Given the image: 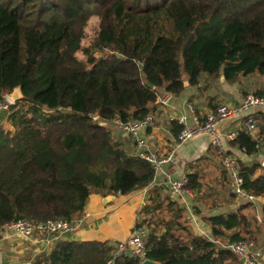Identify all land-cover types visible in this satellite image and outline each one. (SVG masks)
<instances>
[{"label": "trees", "instance_id": "trees-1", "mask_svg": "<svg viewBox=\"0 0 264 264\" xmlns=\"http://www.w3.org/2000/svg\"><path fill=\"white\" fill-rule=\"evenodd\" d=\"M202 74L227 83L264 76V0H0V102L21 93L7 112L10 128H0V230L19 220L74 223L91 195L152 185L153 167L126 152L112 123L154 115L161 93L180 97ZM254 119L256 140L240 132L229 142L249 157L264 154V113ZM172 126L178 137L183 128ZM239 168L244 190L264 199V167ZM186 178L192 191L204 185L199 171ZM165 189L155 185L138 214L134 230L150 229L145 259L243 264L225 247L257 243L261 226L244 213L250 203L209 217L210 241ZM116 245L59 241L29 264H107Z\"/></svg>", "mask_w": 264, "mask_h": 264}, {"label": "crops", "instance_id": "crops-1", "mask_svg": "<svg viewBox=\"0 0 264 264\" xmlns=\"http://www.w3.org/2000/svg\"><path fill=\"white\" fill-rule=\"evenodd\" d=\"M221 77L219 76L215 79L202 74L199 84L196 86H190L186 81L185 91L180 97H172L169 107H161L157 103V108L154 112L156 122L154 127L148 132L149 147L162 157H172V160L164 166L163 174L159 175L152 185L126 196H113L114 199L106 204L104 199L111 195L105 197L97 194L91 195L85 207L84 215L80 218L83 223L73 233L53 239L50 244L49 240L40 235L26 240L3 228L0 230V253L23 257L25 262L29 264L36 256L49 252L54 244L59 241L107 242L115 245L126 240L134 232L135 225L140 220L138 214L148 203L152 188L155 185H163L168 177H186L187 175H192L194 171L201 170L202 168L199 169V160L206 156L208 149L211 147V138L207 133L197 134L191 140L178 145L169 116L171 114L186 113L187 106L192 105L198 116L204 118L216 112L221 106H235L238 103H242L244 98L242 90L238 86L231 87L226 81H221ZM165 94L161 93L160 96ZM258 112L264 113V108L259 109L255 113ZM244 116H240L235 121L222 122L219 125V130L226 133L231 129H237L243 122ZM6 117L7 115L2 120L0 128H10ZM122 137L125 136L122 135ZM227 145H229V148H226L227 152L238 155L237 159L240 161L250 165L251 160L255 159L263 166L264 154L262 151L249 157L239 149L231 147L230 143ZM125 150L128 154L134 155L133 144H129L125 147ZM232 157L234 158L233 155ZM191 166H194L195 170ZM207 173L208 176L203 175L202 180L206 179L208 182H205L200 191H193V196L191 197L174 199L170 196L167 189H165V193L173 202H176L186 210L193 232L212 241V231L207 219L218 215L226 216L236 212L242 206L245 207L247 204L239 205L232 188L231 191L229 190L231 181L222 169L208 170ZM226 178L229 179L230 183ZM202 182L200 181V183ZM250 204V207L244 210V213L254 218L257 222H261V219L264 221V199L261 198V200ZM256 245L262 249L264 256V225L261 226V233L258 236Z\"/></svg>", "mask_w": 264, "mask_h": 264}, {"label": "built area", "instance_id": "built-area-1", "mask_svg": "<svg viewBox=\"0 0 264 264\" xmlns=\"http://www.w3.org/2000/svg\"><path fill=\"white\" fill-rule=\"evenodd\" d=\"M172 102V96L165 94L160 96L157 103L161 107H169ZM15 102L10 98L0 103V111H8L9 107ZM264 108V97L258 95H249L243 102L235 106H221L214 113L204 118L198 116L192 105L187 106V112L182 114H171L169 120L176 123L183 129L176 143L182 145L191 140L200 133H207L211 138V145L218 150L222 158V164L231 181L232 192L238 200L239 205L255 203L261 198H256L248 194L244 190V180L240 172L239 163L231 155H228L226 145L235 141L240 132L248 134L254 140L257 138V121L254 119L255 111ZM243 122L237 129H231L224 133L219 130L222 122H231L243 116ZM155 115H149L141 121H128L123 123L120 120H114L113 125L116 126L123 134L132 139L134 145V156L149 163L155 171V179L163 174L164 166L170 163L172 157L160 156L156 151H152L149 147L148 132L155 125ZM264 167V162L262 163ZM170 196L174 199H184L193 196V191L188 187V179L186 177L172 178L168 177L163 183ZM83 223L82 219L74 223L49 220L41 223H31L25 220L10 223L4 227L8 232L26 239H33L36 235H40L47 240L49 244L53 239L63 235L73 233ZM149 230L142 227L134 230V232L124 241L116 245L111 258L107 264H115L116 260L121 257L138 259L142 262L146 256L148 244ZM237 255L240 259L245 258L246 264H264L263 251L256 243L244 241L233 243L225 247Z\"/></svg>", "mask_w": 264, "mask_h": 264}, {"label": "rangeland", "instance_id": "rangeland-1", "mask_svg": "<svg viewBox=\"0 0 264 264\" xmlns=\"http://www.w3.org/2000/svg\"><path fill=\"white\" fill-rule=\"evenodd\" d=\"M88 43H89L88 40L85 39L84 40L85 46H87ZM104 54H106V52H100V53H96V56L101 57V56H104ZM80 56H82V55H80ZM229 84L231 87H237L238 86L242 90V93L244 95L243 96L244 97L243 100H244L249 95H257L258 92L264 91V76L259 75V74H255V75H252L249 77H240L235 83H229ZM6 97L8 98V96L6 95L4 100L6 99ZM2 102H4V101H1L0 103H2ZM237 105H239V103ZM258 110H256V111H258ZM7 112L8 111H0V116H2V118H0V124H2V120L4 119L5 115H7ZM258 114H259V112H258ZM4 126H8V125H4ZM111 128H112L115 139H117L119 142H121L123 146L127 147L129 144H131V145L133 144L132 139L129 138L128 136H126L125 134H123L118 128H116V126L112 125ZM122 135L125 137H122ZM125 147H124V149H125ZM226 148H229V145H227ZM211 151H212V153H209L199 163V167H200L199 169L202 168L201 170H199L202 174L201 176H203V175L208 176L207 171L208 170H214V169H219V170L222 169L224 174H226L225 169H224L223 164H222V158H221L220 153L215 148L212 149ZM228 155H231V156L233 155L239 164H247V163H244V162L240 161L239 159H237L238 155H234L233 153H231V154L228 153ZM254 163H258V161H256L255 159L251 160L250 164H254ZM228 180L229 179H227V181ZM205 182L207 183L208 180H206V179L203 180L204 185H205ZM229 190L231 191L230 186H229ZM227 191H228V189H227ZM258 224L260 226H263L264 225L263 219H261V222H258ZM143 227H147V226L144 225ZM148 230H150V229L148 228ZM0 264H27V263L25 262L23 257H18L17 255L1 254L0 253Z\"/></svg>", "mask_w": 264, "mask_h": 264}, {"label": "water", "instance_id": "water-1", "mask_svg": "<svg viewBox=\"0 0 264 264\" xmlns=\"http://www.w3.org/2000/svg\"><path fill=\"white\" fill-rule=\"evenodd\" d=\"M118 57H120V56H118ZM221 81H225V78L222 76L221 77ZM8 96V98H10L12 101H14V102H17L20 98H21V93H20V90L19 89H16L13 93H11V94H9V95H7ZM94 118H97V116H95ZM107 125L106 124H102V127H106ZM114 199V197L113 196H109V197H106L105 199H104V203L106 204V203H108L109 201H111V200H113ZM241 262L243 263V264H246V259L245 258H241ZM142 264H157V263H155V262H153V261H151V260H144L143 262H142Z\"/></svg>", "mask_w": 264, "mask_h": 264}]
</instances>
